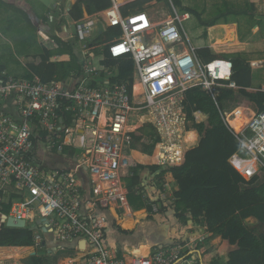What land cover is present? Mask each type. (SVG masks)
<instances>
[{"label": "built area", "instance_id": "2783aa9c", "mask_svg": "<svg viewBox=\"0 0 264 264\" xmlns=\"http://www.w3.org/2000/svg\"><path fill=\"white\" fill-rule=\"evenodd\" d=\"M133 1L137 0H112L111 9L84 22L72 21L69 15H49L51 23L62 24L52 34L40 30L39 43L49 51L58 50L56 39L82 44L79 76L44 83L34 74L28 78L3 72L0 79V209L9 207V218L33 228L35 247L43 243V233L52 237L53 248L70 249L75 256L67 258L68 264H198L195 252L206 240L193 236L188 227L184 232L191 230L190 235L179 238L184 244L155 246L149 254L137 255L133 237L116 238L121 235L115 221L122 228L124 217L137 218L130 207L127 180L141 164L134 154L154 142L143 130L151 128L158 138L150 155L155 162L149 165L165 168L166 173L158 178L160 192L156 187L150 190L151 174L148 186L143 184L148 189L138 186L134 192L151 201L152 213L158 214L156 195L164 204L169 198L175 201L168 170L198 147V132L186 112L188 91L199 89L214 98L220 89H239L232 80L231 61L206 63L198 56L183 27L189 14L181 16L172 4V17L162 23H155L146 10L123 16L120 8ZM99 24L104 33L112 27L122 33L91 55L94 50L87 49V40ZM106 50L115 61L134 63L132 82L116 80L118 70L106 65ZM239 108L249 116L240 132L228 121L233 111L224 113L241 142L229 163L246 182L258 178L253 187H260L264 111L250 105ZM194 117L197 123L207 119L199 121L196 113ZM134 134L142 137L137 145Z\"/></svg>", "mask_w": 264, "mask_h": 264}, {"label": "trees", "instance_id": "16d2710c", "mask_svg": "<svg viewBox=\"0 0 264 264\" xmlns=\"http://www.w3.org/2000/svg\"><path fill=\"white\" fill-rule=\"evenodd\" d=\"M153 1L168 2V0H137L126 4L120 8L123 16L144 11ZM11 6L15 0H8ZM175 8H183L181 0H172ZM18 4H22L21 2ZM113 7L112 0H78L69 16L72 21L79 22L86 13L93 16L109 10ZM185 13L193 14V10L183 8ZM34 28L26 13L21 11ZM61 10L59 13H62ZM60 15V14H59ZM62 23H58L60 27ZM215 25V24H214ZM212 25V26H214ZM122 30L119 27L107 29L105 33L95 39L94 43L104 45L120 36ZM59 45L57 51L43 50L39 64H30L28 67L30 77L37 75L44 83L54 79L65 80L72 74L79 76L83 70V57L75 50L73 43H64L56 39ZM57 52V54H54ZM98 50L91 52L97 54ZM198 56L206 63L215 60H226L224 56L214 55L209 49L198 51ZM69 56L71 63L51 62L53 56ZM108 67L117 68L118 77L116 80L124 81L131 79L134 70L132 61H115L111 59L108 51H105ZM234 75L232 80L239 89H220L214 98L208 96L199 89H192L186 95V112L193 128L198 132V147L185 153L183 162L168 170L172 174L178 191L174 194V203L167 207L163 201L155 202L159 206L160 212H167L173 209L176 213L174 217L180 225H187L190 220L194 223L203 221L214 237L222 239L221 247L217 257L211 264H264V184L260 187H253L258 178L251 182L246 180L231 166L230 158L240 151L241 142L239 137L230 130L225 122L224 103L240 94L251 106L257 107L260 112L264 111V91L252 90V68L241 54L232 55ZM81 60L82 62H79ZM6 72L5 67L0 66V79L2 73ZM9 74V73H8ZM243 109L237 107L233 114L229 115L228 121L237 130L241 125L247 123L249 118L240 116ZM207 119L197 123L194 113ZM204 115H203V114ZM234 117V118H233ZM232 121L233 124H232ZM154 139L151 145L142 146L141 153H135L134 158L141 162L133 172V176L127 180L129 190V202L133 213L147 210L149 213L153 208L141 196L134 192L138 186H143L141 173L149 171L156 175L160 169L158 166L149 165L155 162V157H151L158 138L151 128L143 130ZM136 145L142 141L139 134L133 135ZM191 137H195L192 135ZM135 145V149H136ZM143 153V154H142ZM147 158V159H145ZM163 172L156 178L165 174ZM249 188H243L244 185ZM4 213L9 212V207L3 208ZM255 219L256 224L247 223L249 219ZM116 231L124 237L131 238L134 231H126L120 227V223H114ZM43 245L47 247L45 235ZM35 232L33 228L16 229L8 228L5 223L0 224V263L15 261L29 257L34 253L36 246ZM184 244L183 241H175L174 245ZM53 247V245H52ZM73 253V252H72ZM31 264H47L43 257H32ZM198 264H203L202 259Z\"/></svg>", "mask_w": 264, "mask_h": 264}, {"label": "rangeland", "instance_id": "374dc122", "mask_svg": "<svg viewBox=\"0 0 264 264\" xmlns=\"http://www.w3.org/2000/svg\"><path fill=\"white\" fill-rule=\"evenodd\" d=\"M212 1V0H211ZM210 0H181L182 7L188 9H196L198 13H204L206 15V19L213 16H223L220 21L217 22H231V15L223 14L224 10L227 7V3L223 1L220 5L218 4H210ZM240 2L241 4L245 3V0H235ZM167 2H157L156 6L147 7L149 13L156 15V23H162L164 21L169 20L172 15V0H168ZM213 2V1H212ZM4 3V2H3ZM0 5V66L5 67L6 72L15 77H26L28 76L29 70L28 67L30 64H39L41 59V55L43 54L42 48L38 43L37 31H33L32 27L28 24L26 20L22 17L18 11H16L10 3L7 2L3 5ZM15 6V5H14ZM183 8H176L181 16L185 14ZM188 14V13H187ZM191 16V20L183 22V27L185 32L188 34L190 39L194 40V34L198 30H201L200 23L196 24L195 21H199L200 18L196 15L189 13ZM254 15L246 12V15L243 14L241 16V31L239 33V39L237 37V29L235 25H219L213 27L215 31L212 32V36L214 37L215 43L213 45H217L218 48L216 51L222 53H239L243 55L244 59L250 62L258 63V68L252 69V83L257 88H261L264 85V35L257 32L256 34H248L249 38L253 39L246 40L247 32L249 26L256 27V20L253 18ZM252 18V19H251ZM193 24L195 28H193ZM248 26V28L246 27ZM225 28V34L222 33V29ZM211 30V29H210ZM204 33L206 32V27L203 29ZM219 32V35L218 33ZM102 26L99 24L97 28L94 30L93 37L88 39L87 49H99L98 47L102 45L95 44L94 41L100 35H102ZM262 38V39H261ZM240 40V41H239ZM263 42L262 48H257L256 50H249L250 47H247V44L257 43L260 41ZM242 41V42H241ZM247 43V44H246ZM81 44V43H80ZM236 44V45H234ZM83 45H75V50L78 53H81V48ZM103 47V46H102ZM246 49V50H245ZM57 54V52H54ZM58 63L65 62L71 63V58L68 56H59ZM82 58V54L80 59ZM51 61V60H50ZM52 62V61H51ZM79 62H82L79 60ZM256 65V64H255ZM225 112L229 113L235 110L239 106H249V102L242 97L240 94H236L232 99L227 100L225 103ZM251 106V105H250ZM240 116H243L245 119L249 118L246 116L244 112H240ZM195 137H193L194 139ZM147 159V158H145ZM59 165H61L59 163ZM175 187V184H173ZM178 225H180L177 222ZM249 224V223H248ZM251 225V224H250ZM123 228L124 223H122ZM181 226V225H180ZM31 228V227H30ZM136 232H134V235ZM45 240L47 243V247L45 245L40 244L39 246L34 248V253L29 257L19 260V262L15 261H6L0 264H31L32 257H43L47 264H63L67 258H73L75 255L72 253L70 249L63 251H59L56 248H53V240L50 235H45ZM153 240L145 243L147 246L153 245ZM66 264V263H65Z\"/></svg>", "mask_w": 264, "mask_h": 264}, {"label": "crops", "instance_id": "0c3cea01", "mask_svg": "<svg viewBox=\"0 0 264 264\" xmlns=\"http://www.w3.org/2000/svg\"><path fill=\"white\" fill-rule=\"evenodd\" d=\"M15 1H16V3H14L15 6L13 5L12 7L16 11H18L20 14H22L21 11H23L24 13L27 14L29 20L31 21V23L34 27V28H32L33 31L34 30L37 31L38 43H39L40 37H39L38 32L40 30H42L48 34H52L53 31L55 29H57L56 24H53L50 22L49 15H51V14L57 15V16L69 15V12L71 11V9L73 8V6L75 5V3L78 0H15ZM212 1L209 3L210 4L214 3V4H218V5H220L223 1H225L227 3V7L224 10L223 14L231 15L232 18H230V19H232V21L231 22H217V21H220L223 16H220V17L213 16V17H209L208 19H206V15L204 13H198L196 11V9H193V11H194L193 16L196 15V18L197 17L200 18V20L197 22L195 21V23L196 24L200 23L202 28H201V30H198L197 32L193 33L194 34V40L192 43L197 48V53L199 50L209 49L210 51L213 52L214 55L224 56L226 60L231 61L233 59L232 55L237 54V53H222V52L216 51L218 46L213 45L215 43L214 37L212 36V32L215 31L213 29V27H216L219 25H230V24L235 25L236 29H237V37L239 39V33L241 31V26H242L241 16L243 14L246 15V12H248L251 15L252 14L254 15L253 18L256 20V23H255L256 27L249 26V29L246 30L247 35H246L245 39L252 41L253 39L249 38L248 34L254 35L257 32L264 35V0H245V3H243V4H241L240 2L237 3V1H235V0H212ZM6 2H7V0H0V5L2 3L4 5ZM20 2L22 4H18ZM120 3H122V1H120ZM151 6H153V5H151ZM61 10H63V12L59 13ZM145 10L149 13L147 8ZM185 14H187V13H185ZM149 15H151L154 18L155 23H156V16L152 13H149ZM22 17L24 18V20L27 21V19L23 16V14H22ZM88 17H91V16H89L85 13L84 18L79 22L86 21ZM190 20H191V18H190ZM28 24H29V22H28ZM212 25H214V26H212ZM205 27H206V32L204 33L203 29ZM246 27L248 28V26H246ZM193 28H195L194 24H193ZM224 31H226L225 28L222 29V33H220V34H222V35L225 34ZM217 33L219 35V32H217ZM262 41L257 42V43H250V44L246 43V44H247V47H250L249 50H256L257 48H262V44H263ZM39 45H40V48L45 49L44 47L41 46L40 43H39ZM234 45H236V44H234ZM51 52H53V51H51ZM241 52H243V51H241ZM241 52H239L238 54H241ZM243 55H242V57H243ZM55 56H53V57H55ZM65 60H69V56H68V59H65ZM258 63L250 62L251 68L253 70L255 68H258L259 67V65H257ZM252 90H264V85L261 86V88H257L252 83ZM198 113H201V112H198ZM196 116H197V113H196ZM206 118H207V116L205 115L204 119H206ZM145 173L147 174V173H149V171H145L143 174L146 175ZM143 174H142V176L144 177ZM143 177H142V182H143ZM167 179L171 182L173 192L175 193L176 191H178V186L176 185V182H175L173 176L170 174L167 177ZM159 180L160 179H157V178L154 179L153 176H150V180H149L150 190H153V187H156L157 192L161 191V185L159 184ZM173 184H175V187L173 186ZM144 185H146V187H147L148 183L144 184ZM147 189H145V190H147ZM170 199H172V198H169L167 201L165 200L166 201L165 204L167 207H170V205L172 204V201H170ZM155 200H163V199L160 197H157V195H156ZM146 212H147L146 210H141V211L135 212L134 214H136L137 218L134 219L132 217L134 219V223H135L134 228L131 230H128V229H126V230L136 232V234L133 236L134 239H136V237H143V238H145V243H148L151 240H153L154 242H153V245L147 246L145 243L141 244L140 242L134 241L135 245H134L133 251L137 250V253H135V254L138 255V253H139V255H143V254H140L142 251L138 252L142 248H147V250H148L147 254H149L155 246H159V247H161V246H163V247L172 246L175 244V241H180L179 238L183 237V240H184L188 234L190 235L191 230L186 232V233L184 231L186 228L192 227L193 236H196L197 234H199V236L206 238L205 241L200 242L199 247H198L197 251L195 252L198 259H202L203 264H211L213 262V260L217 257L219 250H220V247H221L222 239L220 237H214L210 232H208L207 227L203 221H200L199 223H194L192 220H189L187 225H183V226L181 225L180 226L176 222V218L174 217L176 212L173 209H170L167 212H160L158 214L149 213V212L146 213ZM8 218H9L8 212L4 213V210L0 209V224L1 223L7 224ZM188 218H189V216H188ZM247 223L253 225V224H256L257 221L255 219L251 218V219L247 220ZM143 230H145V232Z\"/></svg>", "mask_w": 264, "mask_h": 264}, {"label": "water", "instance_id": "95a60500", "mask_svg": "<svg viewBox=\"0 0 264 264\" xmlns=\"http://www.w3.org/2000/svg\"><path fill=\"white\" fill-rule=\"evenodd\" d=\"M49 167L52 168L53 164H49ZM163 171H166V169L163 168V169L159 170L156 175L157 176L161 175L163 173ZM149 175H150V173L144 175L143 184H147L148 183V176ZM156 175H152V176L156 177ZM107 216H108L110 221H112V222L114 221V217L109 212L107 213ZM6 226L8 228H16V229H25L26 228V224H25L24 221H16L13 218H9L8 219ZM116 238L119 239V240H123L124 239V237L118 236V235H116ZM133 240L135 242H140L141 244L145 243V238H143V237H136V239H133ZM81 247L84 248V243L81 244Z\"/></svg>", "mask_w": 264, "mask_h": 264}, {"label": "bare ground", "instance_id": "6f19581e", "mask_svg": "<svg viewBox=\"0 0 264 264\" xmlns=\"http://www.w3.org/2000/svg\"><path fill=\"white\" fill-rule=\"evenodd\" d=\"M123 3V2H122ZM122 3H118V5H121ZM197 117H198V120L199 121H201L202 120V117H201V115L200 114H198L197 113ZM233 122L234 121H232V124H233ZM249 122V121H248ZM247 122V123H248ZM246 124V123H245ZM245 124L243 123L242 125H241V127H240V129L239 130H237L235 127V129L237 130V132H240L241 130H242V127H244L245 126ZM234 125V124H233ZM125 221V222H124ZM124 222V228L125 229H128V230H131V229H133L134 228V219L131 217V216H129V215H127L126 217H124V219L122 220V222H121V225H122V223ZM123 228V227H122ZM123 228V229H124ZM144 232H145V230H143ZM111 236H112V234H111ZM111 241H112V245H114L115 244V239H114V237H111ZM142 251V252H141ZM134 253H137V250H134L133 251ZM138 252H141L140 254H143V255H147V253H148V250H147V248H142L140 251H138ZM139 254V253H138ZM65 263L66 264H68V261H67V259L65 260Z\"/></svg>", "mask_w": 264, "mask_h": 264}, {"label": "clouds", "instance_id": "9594fccd", "mask_svg": "<svg viewBox=\"0 0 264 264\" xmlns=\"http://www.w3.org/2000/svg\"><path fill=\"white\" fill-rule=\"evenodd\" d=\"M152 175V174H151ZM152 213V212H151Z\"/></svg>", "mask_w": 264, "mask_h": 264}]
</instances>
